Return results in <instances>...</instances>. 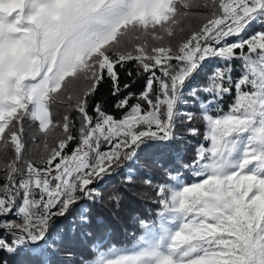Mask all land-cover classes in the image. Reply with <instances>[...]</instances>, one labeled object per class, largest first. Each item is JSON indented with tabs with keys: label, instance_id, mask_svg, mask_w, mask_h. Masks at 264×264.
<instances>
[{
	"label": "snow or ice",
	"instance_id": "6c2138e0",
	"mask_svg": "<svg viewBox=\"0 0 264 264\" xmlns=\"http://www.w3.org/2000/svg\"><path fill=\"white\" fill-rule=\"evenodd\" d=\"M212 59L222 66L193 86ZM129 63L146 83L121 98L117 69ZM106 79L118 118L88 109ZM189 103L204 131H186L207 143L155 185L158 222L140 220L130 247L97 244L80 264H264V0H0V264L20 251L51 264L57 219L76 211L91 228L89 208L104 199L93 185L146 143L174 139L181 115L196 119L179 107ZM38 136L53 143L31 158ZM107 199L118 209L122 198Z\"/></svg>",
	"mask_w": 264,
	"mask_h": 264
},
{
	"label": "trees",
	"instance_id": "16d2710c",
	"mask_svg": "<svg viewBox=\"0 0 264 264\" xmlns=\"http://www.w3.org/2000/svg\"><path fill=\"white\" fill-rule=\"evenodd\" d=\"M197 24L198 20L193 18L186 22L185 27L189 25L195 27ZM255 28L258 29L259 25L257 24ZM177 38H179V34ZM217 66L222 65L215 59L206 61L200 75L192 81V85L196 86L203 83L206 76L210 75L212 69ZM240 67V61H233L234 71L232 74L234 77L240 74ZM117 71L122 90L121 98L128 91L138 95L144 90L147 74H138L134 63H129L126 68L118 67ZM129 72L132 73L131 76L128 75ZM125 84L129 85L128 89L124 88ZM115 102L116 97L112 95V84L106 79L89 98L88 109L91 114L95 105L100 104L105 111L118 118L121 110L115 109ZM230 103L231 100L226 96L223 105L225 110ZM179 107H181L182 112H193L196 119L188 122L186 117L181 115L178 120L183 121V123L177 124L174 139L146 143L134 161L125 162L121 168L93 185L99 189L104 199H98L89 208V216L92 221L91 228L85 229L78 226L76 211L70 213L66 218L57 219L53 232L57 243L49 250L51 264H80L82 260L94 259L97 255L94 246L100 243L103 244L101 250L107 249L113 244L116 246L131 245L143 231L140 227V220L146 222L157 220L162 205L156 202L157 189L155 185L168 183L169 174L175 175L172 171L173 167L181 166L186 160L192 158L197 140L207 143L203 141L202 136L193 137L186 131L189 126H195L202 132L204 131V122L200 119L201 110L198 107H193L190 103ZM52 110L57 120L62 119L66 113V108L62 104L55 105ZM67 114L75 121L78 129V114L74 111H68ZM58 134L59 132L54 135ZM45 143L51 146L52 138L47 141L39 136L35 140L29 138L26 145L27 156L39 158L44 155ZM9 155H11L10 149ZM129 170L134 173L131 182L126 179ZM180 175L187 177L190 172L181 168ZM145 180H149L150 184L143 183ZM112 193H118L122 198L118 209L107 199ZM135 217H139V219L134 220ZM8 259L10 264H34V258L27 252L17 253Z\"/></svg>",
	"mask_w": 264,
	"mask_h": 264
},
{
	"label": "rangeland",
	"instance_id": "374dc122",
	"mask_svg": "<svg viewBox=\"0 0 264 264\" xmlns=\"http://www.w3.org/2000/svg\"><path fill=\"white\" fill-rule=\"evenodd\" d=\"M240 63H241V62H240ZM158 74H159V73H158ZM161 210H162V208L160 209V211H161ZM160 211H159V212H160ZM158 214H159V213H158ZM151 222H153V221H149V223H151ZM156 222H158V217H157ZM141 234H142V233H141ZM141 234H140V235H141ZM140 235H139V236H140ZM139 236H138V237H139ZM42 243H43V242H40L39 244H42ZM130 246H131V245H128V247H130ZM117 247H125V246H117ZM104 250H105V249H104ZM24 252H26V251H24ZM19 253H20V252H19Z\"/></svg>",
	"mask_w": 264,
	"mask_h": 264
},
{
	"label": "built area",
	"instance_id": "2783aa9c",
	"mask_svg": "<svg viewBox=\"0 0 264 264\" xmlns=\"http://www.w3.org/2000/svg\"><path fill=\"white\" fill-rule=\"evenodd\" d=\"M40 242H37V244H39ZM20 252H24V251H20Z\"/></svg>",
	"mask_w": 264,
	"mask_h": 264
}]
</instances>
